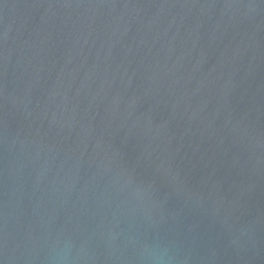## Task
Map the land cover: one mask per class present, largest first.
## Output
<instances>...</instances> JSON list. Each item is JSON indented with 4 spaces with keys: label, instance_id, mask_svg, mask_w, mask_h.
Returning <instances> with one entry per match:
<instances>
[{
    "label": "water",
    "instance_id": "95a60500",
    "mask_svg": "<svg viewBox=\"0 0 264 264\" xmlns=\"http://www.w3.org/2000/svg\"><path fill=\"white\" fill-rule=\"evenodd\" d=\"M0 264H264V0H0Z\"/></svg>",
    "mask_w": 264,
    "mask_h": 264
}]
</instances>
